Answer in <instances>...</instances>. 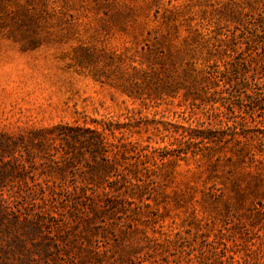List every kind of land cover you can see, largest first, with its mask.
<instances>
[{"label": "rangeland", "instance_id": "obj_1", "mask_svg": "<svg viewBox=\"0 0 264 264\" xmlns=\"http://www.w3.org/2000/svg\"><path fill=\"white\" fill-rule=\"evenodd\" d=\"M260 15L264 0H0V136L28 139L58 123L123 126L148 156L136 198L114 203L91 239L106 237L116 257L132 246L148 259L139 264H180L206 232L229 245L259 244L264 178L254 185L264 152L251 160L233 154L231 142L207 149L181 133L224 108L188 93L201 72L240 51L264 57ZM238 93L230 101L240 113ZM31 151L21 157L25 178L43 182L49 160ZM6 238L0 232V259Z\"/></svg>", "mask_w": 264, "mask_h": 264}, {"label": "trees", "instance_id": "obj_2", "mask_svg": "<svg viewBox=\"0 0 264 264\" xmlns=\"http://www.w3.org/2000/svg\"><path fill=\"white\" fill-rule=\"evenodd\" d=\"M260 18L264 19V15ZM262 54L240 51L234 58L228 55L199 74L188 93L197 90L194 96H198L200 91L203 101L220 102L224 108L215 106L208 120L183 127L181 138L185 142L202 144L207 149H221L225 146L219 142H231L233 154L261 161L256 155L264 152ZM233 91L239 92L238 101L246 107L239 106L240 113L235 112L234 102L230 101ZM256 109L260 110L257 116ZM227 111L233 115L227 116ZM99 123L102 130L58 123L36 129L28 139L0 136V232L7 237L1 247L0 264H139L148 260L135 255L137 250L131 245L116 257L106 237H98L91 245L95 230L104 226L101 215H113L118 208L114 203L125 206L133 202H128L130 198H136L135 192L145 181L138 167L140 157L148 156L140 153L142 148L137 142L129 140L121 130L123 126L112 119ZM31 148L49 160V168L42 171L47 176L43 182L29 183L25 178L28 167L21 157L23 152L33 154ZM56 154H60L57 159ZM257 176L260 178L254 186L263 182L262 173ZM16 179L21 181L12 183ZM16 186L19 196L12 192ZM261 207L255 208L263 219L264 206ZM77 221L83 225L81 232H77ZM224 236L201 233V243H188L190 250L177 263L264 264V234L258 235L259 244L244 246L236 239L229 245ZM147 254L153 255L150 251Z\"/></svg>", "mask_w": 264, "mask_h": 264}]
</instances>
